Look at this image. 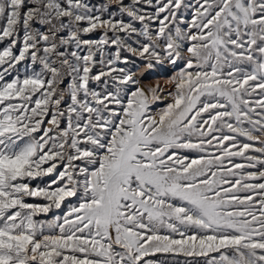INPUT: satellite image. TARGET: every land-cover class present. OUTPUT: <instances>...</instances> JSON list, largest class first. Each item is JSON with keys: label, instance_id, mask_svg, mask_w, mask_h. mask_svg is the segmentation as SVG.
Masks as SVG:
<instances>
[{"label": "snow or ice", "instance_id": "6c2138e0", "mask_svg": "<svg viewBox=\"0 0 264 264\" xmlns=\"http://www.w3.org/2000/svg\"><path fill=\"white\" fill-rule=\"evenodd\" d=\"M0 264H264V0H0Z\"/></svg>", "mask_w": 264, "mask_h": 264}, {"label": "rangeland", "instance_id": "374dc122", "mask_svg": "<svg viewBox=\"0 0 264 264\" xmlns=\"http://www.w3.org/2000/svg\"><path fill=\"white\" fill-rule=\"evenodd\" d=\"M171 68L170 67H167L166 68V70H160V69H157V75L158 76H156L155 78H159V79H162L163 80V86H164V88L165 89H168V88H170V84H168L167 83V80L170 78V76L173 74L172 73V70H170ZM156 71V70H155ZM168 71H170V73L169 74H167V72ZM150 73H154V71H149L148 69H143L142 68V74L141 75H147V76H149L150 75ZM160 75V76H159ZM154 79V77H152V78H149V80L148 81H145V84L146 85H149V83L148 82H150V83H152L153 81H151V80H153Z\"/></svg>", "mask_w": 264, "mask_h": 264}, {"label": "trees", "instance_id": "16d2710c", "mask_svg": "<svg viewBox=\"0 0 264 264\" xmlns=\"http://www.w3.org/2000/svg\"><path fill=\"white\" fill-rule=\"evenodd\" d=\"M138 75V74H137ZM152 77H154V79L153 80H151V81H153L152 83H150V82H148L149 83V85H152V86H154V85H156L157 83H159V84H161L162 86H163V80L162 79H159V78H155L156 76L155 75H153ZM151 77V78H152ZM142 79V78H141ZM142 80H144V82L145 81H148L149 79H142ZM164 87V86H163ZM170 88H171V86H170Z\"/></svg>", "mask_w": 264, "mask_h": 264}, {"label": "bare ground", "instance_id": "6f19581e", "mask_svg": "<svg viewBox=\"0 0 264 264\" xmlns=\"http://www.w3.org/2000/svg\"><path fill=\"white\" fill-rule=\"evenodd\" d=\"M140 74H142V70H141Z\"/></svg>", "mask_w": 264, "mask_h": 264}]
</instances>
